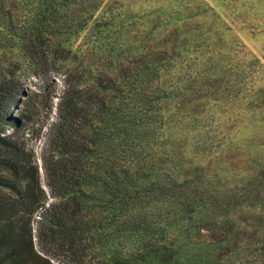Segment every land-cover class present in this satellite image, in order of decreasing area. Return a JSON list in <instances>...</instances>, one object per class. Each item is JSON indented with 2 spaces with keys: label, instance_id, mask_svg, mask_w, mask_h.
Wrapping results in <instances>:
<instances>
[{
  "label": "trees",
  "instance_id": "trees-1",
  "mask_svg": "<svg viewBox=\"0 0 264 264\" xmlns=\"http://www.w3.org/2000/svg\"><path fill=\"white\" fill-rule=\"evenodd\" d=\"M121 15L110 0H0V264H264V162L235 176L238 114L225 109L250 104L244 79L263 64L250 55L219 75L217 49L190 59L173 19L147 46ZM31 80L55 100L40 153L49 201L33 152L5 133L26 117Z\"/></svg>",
  "mask_w": 264,
  "mask_h": 264
},
{
  "label": "rangeland",
  "instance_id": "rangeland-1",
  "mask_svg": "<svg viewBox=\"0 0 264 264\" xmlns=\"http://www.w3.org/2000/svg\"><path fill=\"white\" fill-rule=\"evenodd\" d=\"M110 1L120 10L122 24L125 25L129 35L133 36L131 39L139 45H154V40L147 34L148 29L161 20L173 19L179 26L178 30L186 35V38L178 39L179 49L182 53L186 51L190 59L197 61L205 50L217 49L218 64L215 69L211 68L209 71H218L219 75L227 73L238 65L246 64L250 55L255 56L264 66V0ZM207 6L218 16L213 22L209 21L213 15ZM203 18L207 21H201ZM202 33L211 36L202 40ZM110 35H114L113 30H109L108 36ZM254 69V75L244 79L245 88L241 89V93L251 100L250 104L228 103L225 107L228 113L238 114L235 120L226 125L230 129L227 135L234 136L231 140H234L239 147V151L234 154L238 159L237 164L231 165L237 178L246 172L256 170L258 162H264V68L255 63ZM227 80L228 82L226 79H210V82H215L217 87H223L224 84L229 85L235 81V79ZM27 86L31 96L26 103H21L19 106V111L26 117L21 120L18 128H7L5 133H13L14 137L24 141L33 152L39 185L49 201L53 198L49 196L45 186L40 153L47 125L54 118L55 100L54 97L51 98L52 106L48 108L47 101L42 96L43 93H39L35 80L28 82ZM59 89V78L54 77L50 92L56 95ZM231 93L235 94V91L232 90ZM199 104H201L199 101L188 99L179 106L183 109L199 111ZM16 112L13 110V113ZM223 145L226 148L225 142ZM231 156L229 155L228 158ZM250 209L252 208L245 211ZM199 239V237L195 238L196 241ZM32 241L35 245L34 224H32Z\"/></svg>",
  "mask_w": 264,
  "mask_h": 264
}]
</instances>
